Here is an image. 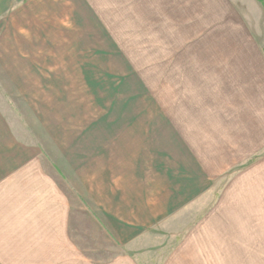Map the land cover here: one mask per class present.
<instances>
[{"label":"rangeland","instance_id":"1","mask_svg":"<svg viewBox=\"0 0 264 264\" xmlns=\"http://www.w3.org/2000/svg\"><path fill=\"white\" fill-rule=\"evenodd\" d=\"M262 1L254 0L253 39L206 40V46L255 49L264 73ZM133 4L105 0L107 10L99 11L90 0H0V167L35 170L31 162L38 161L46 175L56 173L63 198L58 208L68 209L63 219L72 222L58 225V243H118L113 232L103 231L97 206L95 224H87L86 183L100 195L110 183L140 190L141 164L172 136L167 113L174 97L246 94L218 73L228 87L203 86L208 82L192 81L191 73L180 80L174 53L188 41L178 39L176 29L152 33L150 24L137 22ZM231 188L227 180L217 189ZM151 244L143 258L153 264H264L262 238L237 249L235 243ZM110 255H116L113 245Z\"/></svg>","mask_w":264,"mask_h":264},{"label":"crops","instance_id":"2","mask_svg":"<svg viewBox=\"0 0 264 264\" xmlns=\"http://www.w3.org/2000/svg\"><path fill=\"white\" fill-rule=\"evenodd\" d=\"M90 3L107 10L105 0ZM133 6L137 22L150 24L152 33L176 29L178 39L188 41L174 53L180 78L191 73L192 81L208 82L203 86L228 87L218 73L246 94L174 97L167 113L172 136L141 164L140 190L110 183L100 195L86 183L87 224H95L97 206L103 231L113 232L118 243H58V225L72 222L63 219L68 209L58 208L63 198L56 173L47 176L38 161L31 162L35 170L0 167V264H148L143 256L151 243H235L237 249L264 240L263 65L255 49L206 46V40L253 39L254 0H134ZM227 180L229 192L217 189Z\"/></svg>","mask_w":264,"mask_h":264},{"label":"trees","instance_id":"3","mask_svg":"<svg viewBox=\"0 0 264 264\" xmlns=\"http://www.w3.org/2000/svg\"><path fill=\"white\" fill-rule=\"evenodd\" d=\"M258 1H260L261 3L263 2L262 0H258ZM263 50H264V46H263Z\"/></svg>","mask_w":264,"mask_h":264}]
</instances>
